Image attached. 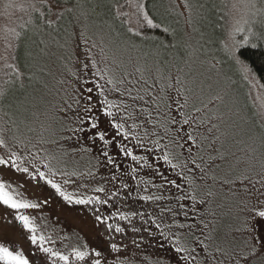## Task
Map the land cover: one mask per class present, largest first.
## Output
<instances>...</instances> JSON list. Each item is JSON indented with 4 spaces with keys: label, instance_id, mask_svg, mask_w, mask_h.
Returning a JSON list of instances; mask_svg holds the SVG:
<instances>
[{
    "label": "snow or ice",
    "instance_id": "1",
    "mask_svg": "<svg viewBox=\"0 0 264 264\" xmlns=\"http://www.w3.org/2000/svg\"><path fill=\"white\" fill-rule=\"evenodd\" d=\"M127 4L135 8V23L118 0L5 4V8L27 14L28 20L20 25V31L9 30L16 43L6 37V54L0 55V60L7 61L10 56L14 61L4 65L11 69L10 79L5 81L11 87L0 86V207L9 212L13 222H19L21 235L36 249L32 255L44 254L41 264H108L101 251L89 250L86 245L72 247L67 254L48 246L54 242L39 234L34 217L24 214L39 210L48 201L37 198L32 202L16 189L27 191L26 185L32 181H43L69 203L107 206L122 193L130 196L129 181H135L139 199L151 202L155 209L119 211L107 217L97 214V222L112 232L124 233V226L109 221L118 217L132 224L138 217L141 227L132 231H143L153 239L158 233L176 254L177 264H264V233L258 231V225L264 224V123L259 130L252 123L257 116L264 120V104L253 116L244 113L228 86H220L215 57L200 61L199 66L188 61L185 67L170 66L165 75L159 61L149 63L148 53L141 54L137 45V41L151 39L146 30L161 27L151 15L148 0H127ZM185 7L191 12L187 0ZM224 7L234 19L230 37L246 33L240 45L255 40L253 48L262 46L264 0H231L230 7ZM117 22L123 31L118 30ZM168 31L163 28L164 33ZM73 36L84 45V59L71 73L75 81L69 93V82L56 79L54 68L61 58L53 48H64ZM23 41L28 42L29 50L21 66L15 50ZM224 48L229 51L228 44ZM152 55L159 56V52L154 50ZM229 55L243 67L247 79L251 69L236 56L235 46ZM171 67H175L174 75ZM12 89L20 95L8 101ZM49 96H59V100L52 104ZM45 103L51 108L41 112L39 105ZM53 115L59 117V130L41 120V116L51 119ZM101 117L108 125L103 130ZM37 122L42 131L58 137L50 143L61 148L67 144L71 152H91L97 143L102 145L96 163L112 171L92 189L95 195L81 198L64 191L55 177L77 173L54 171L50 161L55 157L41 159L46 171L35 165L43 149L24 137L21 129L33 132ZM85 132H91L87 137L91 147L80 144ZM131 141L135 143L129 146ZM46 142L41 137L39 143ZM20 146L37 148V152L25 155ZM110 147L116 149L115 155ZM136 148L143 154H135ZM121 154L133 162L128 169L117 160ZM145 225H154L156 232ZM132 244L140 246L136 240ZM110 249L118 253L121 245L111 242ZM0 264L35 262L15 242L4 240L0 241Z\"/></svg>",
    "mask_w": 264,
    "mask_h": 264
},
{
    "label": "rangeland",
    "instance_id": "2",
    "mask_svg": "<svg viewBox=\"0 0 264 264\" xmlns=\"http://www.w3.org/2000/svg\"><path fill=\"white\" fill-rule=\"evenodd\" d=\"M213 1L187 0L188 4L191 5V12L185 7V0L175 1L178 7L182 8L184 16H182L183 22L181 21L180 23L181 27L176 26L178 30L174 31L173 37L170 38L169 45H173L171 52L164 50L161 46H156L154 50L159 52V56H153L152 53L154 50L150 54L148 51L138 47L141 49V54L148 53L147 60L149 63L156 60L159 61V65L165 75L168 74L170 66L185 67V61L189 63L195 62L194 66H199L200 61H207L215 57V60L219 62L217 67L220 70V86L227 85L230 96L237 101V106L247 115L253 116L254 113L261 109V105L264 104V85L251 67L238 54V46L240 45L238 42L243 39V35L246 33L237 34L234 39L231 38L230 33L234 23L233 15L229 13L228 8L221 6V4L214 8ZM9 2L21 4L26 3L27 0H0V55L6 54L5 38L7 37L9 40H12V34L9 30L15 29L16 31H20V25L28 20L27 14L14 8H5V4ZM133 3H135V0H133ZM172 3L169 0L166 2V7L170 14V8H173L175 12L177 7L176 4L174 5V2ZM225 3L230 7L231 0H225ZM122 11L128 12L133 23H135V8L128 5L127 1ZM162 11L161 8L159 12ZM175 15L176 13L171 14L170 17H175ZM28 35H31V33ZM12 43L15 44L16 42L12 40ZM61 43H64L63 36H61ZM78 43L79 46H77ZM27 44L28 42L25 41L22 56L19 55L22 42L19 48L15 50L21 66L24 64L26 53L29 50L26 46ZM225 44L229 45V51L235 46L236 56L251 69V72L247 74V79H245L246 74L243 67L237 64L235 59L230 57L229 51L225 50ZM32 50L34 51V49ZM70 50H72V53L69 58H66V54ZM12 51L13 49L7 50V52ZM53 51L61 58L56 60L54 68L56 79L68 81L69 83L66 87L70 93L75 81L71 73L78 70L79 61L84 59V45L82 42H78L73 36L64 48H53ZM13 62L10 56L7 61L0 60V86L3 78L11 72V69L4 66L5 63ZM185 70L187 69L185 68ZM171 72L173 75L175 74V67H171ZM155 75L154 69L153 76ZM49 79L51 83H55V81H51V78ZM149 83H151V80ZM160 83H164V81H160ZM9 87L11 86L9 85ZM13 95L18 96L20 93L12 89L8 101L13 99ZM60 95H64L63 91H61ZM47 100L51 101L52 104H56L59 96L55 97V99L49 96ZM46 108L50 109L51 105L46 103L39 105L41 112H44ZM41 120L45 125L51 124L55 130H59L61 126L59 117L55 115L51 119H46L41 116ZM252 123L259 130V125L264 123V120H261L257 116ZM33 127L35 128L33 132H28L23 128L21 132L24 137L31 140L32 144H36L37 148L43 149L42 152L38 153L37 159L34 161L35 165L41 168V170L46 171V169L42 168L41 159L55 157V159H51L50 161V166L54 171H63L69 174L73 172L77 173V175H57L55 177L56 181L62 185L64 191L81 198L95 195L92 189L99 186L102 183V178H107L112 171L110 168L101 167L96 163L99 156V149L102 145L97 143L91 152H82L79 149L76 152H71L68 150L67 144L61 148L57 144L50 143L52 140H57L58 137L49 132L42 131L39 122L34 124ZM100 128L102 130L108 128L107 122L103 117H101ZM8 135L11 136L12 133L9 132ZM90 135L91 132L83 133L80 144L85 147H91L87 139ZM140 135H143L142 130H140ZM41 137L48 142L43 144L39 143ZM134 143L135 141H131L129 146H132ZM37 148H32L31 146L24 148L20 146V150L25 155L29 151L36 153ZM109 151L114 155L116 153L114 147H110ZM135 154H143V150L136 148ZM117 160L124 169H128L133 164L130 158L126 159L122 154L117 156ZM45 162L48 161L45 160ZM89 172H93L95 174L94 177L89 176ZM118 174L122 175V173ZM168 174L171 175V173ZM141 175H143V172H141ZM144 178L148 179L147 176ZM65 179L72 181V183L65 185L63 183ZM129 183L133 189L131 195L125 196L122 193L121 196L113 198L107 206L69 203L56 194L43 181L37 183L34 180L31 184L26 185L27 191H24V189H16V191L20 192L25 198L31 199L32 202H36L37 198L40 201H48L39 210H26L24 214L35 218L39 234L50 237L54 243L48 246L56 250L63 251L67 254L72 247L83 248L86 245L89 250L95 248L101 251L106 257L108 264H119L120 261H124L125 264H177L176 254L166 241L159 238L158 233L157 238L153 239L143 231L138 233L132 231L133 227H141V221L138 217L133 219L132 224H128L126 221H119L118 217H114L112 221H109L110 223H119L121 226H124V233L112 232L107 229L106 225L96 221L95 217L97 214L107 217L111 213L119 211L143 210L151 212L154 210V204L151 202L146 204V202L141 201L137 196L135 192V181H129ZM105 186L110 190H114L112 189V185ZM144 194L143 192L140 193V195ZM101 195L102 198H106L103 197V194ZM148 226L145 225V227ZM20 230L21 225L19 222H13L9 212L4 207H0V241L7 240L9 242H15V246L22 248L25 255L29 256L30 261L34 260L35 264H41V261L44 259V254L37 253L33 256L32 253H36V249L30 246V243L21 235ZM151 230L156 232V229ZM258 231L264 233V224L258 225ZM141 237H144V239L141 240ZM133 240L139 243V248L132 244ZM111 242L121 245V251L118 253L113 252L110 249ZM161 244H163V247L160 246ZM8 246L11 247L13 245L9 243Z\"/></svg>",
    "mask_w": 264,
    "mask_h": 264
},
{
    "label": "trees",
    "instance_id": "3",
    "mask_svg": "<svg viewBox=\"0 0 264 264\" xmlns=\"http://www.w3.org/2000/svg\"><path fill=\"white\" fill-rule=\"evenodd\" d=\"M126 1L127 0H118V3L120 5H125ZM169 1L171 3L174 2V5L176 4L175 2L176 0H169ZM112 2H116V0H112ZM166 2L167 0H148L149 6L151 8V15L153 16L155 22L157 24H160L161 27L159 29L146 30L145 35L150 37L151 39L145 41L144 43L137 41V45L141 49L148 51L150 54H151V51L156 48V46H161V48H163L164 50L171 52L173 50V45H169L170 38L173 37L174 31L178 30L176 26L181 27L180 23L181 21L183 22L182 16L184 15H183L182 8L178 7L177 4H176L177 7L175 9V12L173 8H170L171 14L176 13L175 17L172 16L173 18L172 19L170 17L171 14L169 13L168 8L166 7ZM220 4L221 6H224L227 3H225V0H214L213 1V6L215 7L220 6ZM152 5H155V7H152ZM161 8L163 11L159 12ZM116 27L118 28V30L123 31V29L119 27V22L116 23ZM164 27H167L169 29L168 33L163 32ZM24 42L25 41L22 42V46L19 51L20 56H22V53H24ZM253 43H256V41L250 40L249 44L247 45H239L238 54L251 67L253 72L257 75V77L260 79V81L264 85V42H262V46L256 47V48L252 47ZM71 53H72V50H70L69 53L66 54V58H69ZM16 55H17V52H16ZM9 79H10V74L8 73L3 78L1 86L9 87V85L5 83V81ZM146 204H148V202H146ZM154 209H155V206H154ZM148 227H150L151 229H155L154 225L148 226Z\"/></svg>",
    "mask_w": 264,
    "mask_h": 264
}]
</instances>
